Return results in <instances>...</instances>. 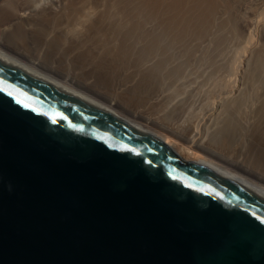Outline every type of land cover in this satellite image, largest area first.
Listing matches in <instances>:
<instances>
[{
	"label": "water",
	"instance_id": "obj_1",
	"mask_svg": "<svg viewBox=\"0 0 264 264\" xmlns=\"http://www.w3.org/2000/svg\"><path fill=\"white\" fill-rule=\"evenodd\" d=\"M264 196L0 59V264H264Z\"/></svg>",
	"mask_w": 264,
	"mask_h": 264
},
{
	"label": "bare ground",
	"instance_id": "obj_2",
	"mask_svg": "<svg viewBox=\"0 0 264 264\" xmlns=\"http://www.w3.org/2000/svg\"><path fill=\"white\" fill-rule=\"evenodd\" d=\"M225 2L0 0V59L264 196V0Z\"/></svg>",
	"mask_w": 264,
	"mask_h": 264
},
{
	"label": "rangeland",
	"instance_id": "obj_3",
	"mask_svg": "<svg viewBox=\"0 0 264 264\" xmlns=\"http://www.w3.org/2000/svg\"><path fill=\"white\" fill-rule=\"evenodd\" d=\"M227 1H228V0H226V2H227ZM237 1H238V3H239V1H241V0H235V1L232 0V2H231V0H229L228 2H229L230 4L227 2L228 5H227L226 2H225V3H226V5L228 6L229 10H230V8H231V11H232L234 5H235V7H236V8L234 7V9H237V8L239 9V6H238ZM234 2H235V3H234ZM232 4H233V5H232ZM229 5H230V7H229ZM237 6H238V7H237ZM248 30H249V29H248ZM251 30H252V29H251ZM249 31H250V30H249ZM251 32H252L253 34H252ZM251 32H250V33L252 34L251 36H254V37H255L253 30H252ZM195 110H196V109H195ZM197 110H198V109H197ZM179 157H180V156H179ZM180 159H182V160H186V159H183L182 157H180Z\"/></svg>",
	"mask_w": 264,
	"mask_h": 264
},
{
	"label": "snow or ice",
	"instance_id": "obj_4",
	"mask_svg": "<svg viewBox=\"0 0 264 264\" xmlns=\"http://www.w3.org/2000/svg\"><path fill=\"white\" fill-rule=\"evenodd\" d=\"M262 223H264V221H261Z\"/></svg>",
	"mask_w": 264,
	"mask_h": 264
}]
</instances>
